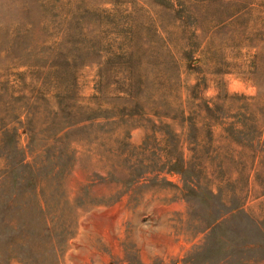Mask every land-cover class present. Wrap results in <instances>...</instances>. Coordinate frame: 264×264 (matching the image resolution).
<instances>
[{"label":"rangeland","instance_id":"obj_1","mask_svg":"<svg viewBox=\"0 0 264 264\" xmlns=\"http://www.w3.org/2000/svg\"><path fill=\"white\" fill-rule=\"evenodd\" d=\"M0 264H264V0H0Z\"/></svg>","mask_w":264,"mask_h":264}]
</instances>
